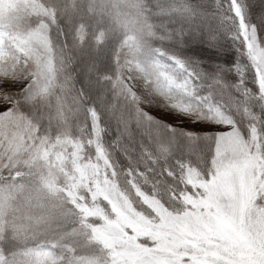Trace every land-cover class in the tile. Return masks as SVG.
Listing matches in <instances>:
<instances>
[{"label":"snow or ice","instance_id":"1","mask_svg":"<svg viewBox=\"0 0 264 264\" xmlns=\"http://www.w3.org/2000/svg\"><path fill=\"white\" fill-rule=\"evenodd\" d=\"M0 264H264V0H0Z\"/></svg>","mask_w":264,"mask_h":264}]
</instances>
